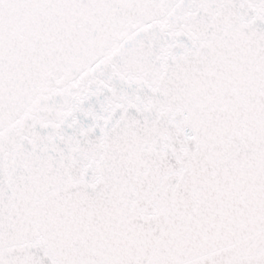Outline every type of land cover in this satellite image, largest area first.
Masks as SVG:
<instances>
[{
	"label": "snow or ice",
	"instance_id": "6c2138e0",
	"mask_svg": "<svg viewBox=\"0 0 264 264\" xmlns=\"http://www.w3.org/2000/svg\"><path fill=\"white\" fill-rule=\"evenodd\" d=\"M0 264H264V0H0Z\"/></svg>",
	"mask_w": 264,
	"mask_h": 264
}]
</instances>
